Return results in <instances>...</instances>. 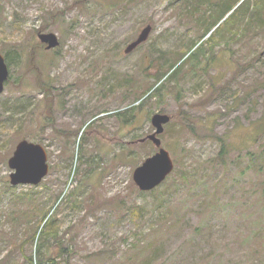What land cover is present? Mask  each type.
<instances>
[{
	"label": "rangeland",
	"instance_id": "rangeland-1",
	"mask_svg": "<svg viewBox=\"0 0 264 264\" xmlns=\"http://www.w3.org/2000/svg\"><path fill=\"white\" fill-rule=\"evenodd\" d=\"M6 53L0 264H26L42 208L54 264H264V163L249 159L264 149V0H0ZM155 114L170 117L159 138L174 169L142 192L133 173L158 152L140 143ZM219 138L228 154L216 165ZM22 140L49 164L32 202L10 191ZM39 242L24 248L33 264Z\"/></svg>",
	"mask_w": 264,
	"mask_h": 264
},
{
	"label": "water",
	"instance_id": "water-1",
	"mask_svg": "<svg viewBox=\"0 0 264 264\" xmlns=\"http://www.w3.org/2000/svg\"><path fill=\"white\" fill-rule=\"evenodd\" d=\"M151 31V26L145 27L137 39L126 47L124 53L128 54L146 42ZM38 39L42 44L46 45L47 50L54 49L59 45L56 36L53 34H39ZM8 77L9 69L7 63L4 56L0 54V94L4 91V84L8 80ZM169 122L170 117L167 115H153L151 124L155 131L145 139L140 140V143L146 140L151 141L158 148V152L155 155L146 159L134 170L133 182L142 192H150L160 186L174 169L172 158L168 151L161 147L162 142L159 138L164 132V126ZM7 164L12 171L9 175V182L12 187L37 186L49 172L45 149L39 144L26 140H22L16 145L12 157L9 158Z\"/></svg>",
	"mask_w": 264,
	"mask_h": 264
},
{
	"label": "trees",
	"instance_id": "trees-1",
	"mask_svg": "<svg viewBox=\"0 0 264 264\" xmlns=\"http://www.w3.org/2000/svg\"><path fill=\"white\" fill-rule=\"evenodd\" d=\"M242 6V4H240L238 7H237V9H239V8H242L241 7ZM232 9V8H231ZM228 10V11H226L225 13H224V15H223V17L222 18H220V20L222 19H224V21H223V23L226 25V24H228L229 22H232L234 19H233V17H234V15H235V12H236V10H234V11H232V10ZM256 9H258V12H259V10H260V7L259 6H257L256 7ZM228 16V17H227ZM227 17V18H226ZM216 25V24H215ZM215 25H213L212 27H215ZM6 57H7V61H6ZM5 61H6V63H7V65H8V67L10 66V64H11V62H12V58L10 57V55L8 54V53H6V56H5ZM178 69V67H175L174 65H172L171 66V68H170V70H171V75H173L174 73L176 74V70ZM170 75V76H171ZM163 88H164V86H162V87H159L157 90H156V92L157 93H160L162 90H163ZM131 111H129L130 113H129V118H134L135 117V115H134V113L132 112V111H134V109H130ZM118 115H121L120 114V112L119 113H117ZM124 116H125V114H124ZM218 141H219V143H220V151H219V154H218V156H217V159H215V161H216V165H218V164H224V158H225V155H227L228 154V145L223 141V139H218ZM264 153V149H260L259 151H256V153H249V155H250V162H251V164L252 163H256L257 161H260V162H263L264 163V156L262 155ZM219 160V161H218ZM220 162V163H219ZM175 187H177L178 186V183H176L175 185H174ZM36 187L37 186H35V187H29V191L28 192H22V193H18V194H16L15 192L17 191V187H10V191H12V194L14 195V196H16L17 197V199L18 200H22V199H26V200H28L29 202H32V200L34 201L35 200V198L37 197L36 195H37V193L35 192V189H36ZM157 189V188H156ZM156 189H154L153 191H155ZM38 214L41 216V223H40V227H39V232L38 231H36V232H34V234L33 235H31V237L30 238H27V239H25L22 243H21V249H22V251H23V257H24V260L26 261V264H33V261H32V258H31V256H28V255H26L25 253H24V251H25V246H26V244L27 243H29V242H31V243H33L35 240H36V238H37V241L40 239V241L41 242H39V244H37V247H36V253H35V263L34 264H54V262H53V259H52V257L51 256H48V257H46V255L44 254V252H43V249L45 248V245H47V244H45V242H52L51 241V238H53L54 240H57V241H55L56 242V244H59V237L58 238H56L57 237V235H50V232L49 233H47V231L45 230V228H47V226L50 224V223H52L53 222V220H47L46 218H47V214H46V212H45V208H42V209H38V212L35 214V216H38ZM39 216V217H40ZM38 218V217H37ZM45 244V245H44ZM61 250H63V249H61ZM5 262V261H4Z\"/></svg>",
	"mask_w": 264,
	"mask_h": 264
},
{
	"label": "flooded vegetation",
	"instance_id": "flooded-vegetation-1",
	"mask_svg": "<svg viewBox=\"0 0 264 264\" xmlns=\"http://www.w3.org/2000/svg\"><path fill=\"white\" fill-rule=\"evenodd\" d=\"M45 50H47V49H46V46H45Z\"/></svg>",
	"mask_w": 264,
	"mask_h": 264
}]
</instances>
